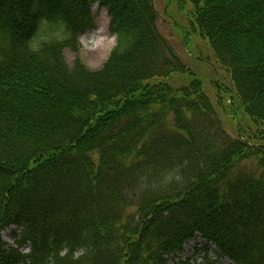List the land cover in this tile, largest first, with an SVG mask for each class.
Masks as SVG:
<instances>
[{"label":"trees","instance_id":"1","mask_svg":"<svg viewBox=\"0 0 264 264\" xmlns=\"http://www.w3.org/2000/svg\"><path fill=\"white\" fill-rule=\"evenodd\" d=\"M154 2L0 0V232L17 227L0 264H169L198 237L201 261L173 264H264V0H177L258 131L246 140ZM95 4L116 44L91 70L64 51L95 28Z\"/></svg>","mask_w":264,"mask_h":264},{"label":"rangeland","instance_id":"2","mask_svg":"<svg viewBox=\"0 0 264 264\" xmlns=\"http://www.w3.org/2000/svg\"><path fill=\"white\" fill-rule=\"evenodd\" d=\"M154 5L158 12V28L161 34L172 44L175 52L194 76L202 82L203 90L210 98L223 128L232 137H242L244 140L255 135V132L258 133L239 106L229 73L215 57L209 41L192 25V18L188 13L181 11L177 0H155ZM92 11L95 28L80 35L77 54L69 49H66L64 54L70 65L78 57L89 69L98 70L114 48L116 36L110 31L107 9L95 4ZM186 78L185 75H175L166 82L176 87L185 86ZM16 231L17 227H12L0 232V237L9 245H14ZM204 245L201 237L191 241L185 246L184 252L169 264L187 258L201 261L203 253L200 249ZM209 249L210 256L217 259L216 248L211 246ZM23 252H29V246H26ZM217 264L233 263L228 259H222Z\"/></svg>","mask_w":264,"mask_h":264}]
</instances>
